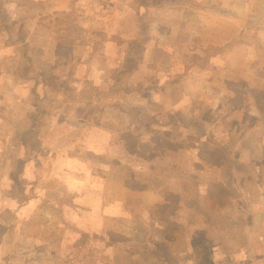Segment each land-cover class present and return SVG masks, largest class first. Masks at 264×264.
Wrapping results in <instances>:
<instances>
[{
  "label": "crops",
  "instance_id": "crops-1",
  "mask_svg": "<svg viewBox=\"0 0 264 264\" xmlns=\"http://www.w3.org/2000/svg\"><path fill=\"white\" fill-rule=\"evenodd\" d=\"M92 1L95 0H0V264H58V246L65 249L70 262L82 264L75 254L76 236L70 235L68 239L60 236V239L55 233L60 225L65 227L63 224L46 226L52 221L50 215L56 212L58 216H77V221L71 220L75 227L69 224L68 231L82 225L81 234L85 239L89 238L90 243L93 237L100 240L99 246L95 245L101 253L100 245L109 248L102 257L104 264L109 262L106 254L116 250L110 244L126 236V222L121 219L122 214H127L128 221L136 220L139 230L145 232L132 242L144 253L137 257L140 261L150 262L154 257L161 256L164 264H189L188 237H192L182 232V227L188 231L191 199H196L202 210L213 211L216 222L228 220L223 229L229 234L236 233L239 237L243 232L241 243L231 244L239 253L231 255L229 264H264V58H259L264 54V45L258 40L242 43L244 35L255 36V32L246 30L239 34L233 31L228 40L219 42L217 39L229 25L226 23H230L221 14L199 11L192 17L182 16L180 20L158 15L161 23H180L184 35L190 40L198 35L201 37L200 32L212 38L215 36L214 45L221 48H216V53H206L210 60L209 65L205 64L207 68L197 65L198 68L190 73L198 61L190 63L188 60L184 64L190 68L189 75L186 74L178 83L160 86L165 92L169 89L173 91L170 101L166 102L169 110L165 119L180 120L173 125L175 132H171L170 140L166 141L170 143L164 145L166 151L159 153L166 157L163 164L151 161L154 176L151 179L140 178L138 185L143 190L127 192L140 200L137 210L131 206L135 204L128 203L126 193L120 189L125 182L122 178L124 165L119 166L123 171L117 177L102 174L97 192L85 186V197L79 199L82 202L75 203L78 199L76 182L69 184L76 174L70 171L62 175L61 155L63 152H68V155L75 153L72 154L75 158L69 159L70 167L71 162L78 165L77 154L86 153L89 141L86 136L91 135V127L86 129L81 126L92 123L94 101L122 108L120 103L143 99L149 107L155 101L162 102L166 96L162 95L163 89L156 88L154 84L145 85L140 79L125 84L123 74L128 72L126 64L114 66V60L117 57L120 59L126 51L122 50L125 48V24L140 26L146 23L145 15L150 21L158 22L156 13L162 11H158L157 3L154 0L151 4L145 0H102L101 11L89 5ZM81 2L88 5L83 6ZM119 4H131L133 17L122 15L117 24L110 11L118 8ZM134 5L136 8L147 5L146 12L140 14ZM167 10L173 17L178 13L175 8ZM103 12L109 16L99 18L96 15ZM198 17L210 21L199 26L195 21ZM212 22L218 24L210 25ZM146 34L148 39L154 40L151 41L154 44L143 46L140 51L142 56L160 49V44L155 45L159 36L152 33L150 27ZM239 42L242 44L238 45ZM192 53L196 55L195 60L205 56L198 50ZM172 54L175 55L173 50ZM237 58L238 61L245 59L243 68L236 67L234 61ZM148 64L145 60L140 61L137 68L147 72L154 67ZM157 69L160 70L159 65ZM196 81L197 90L193 89ZM139 83H142L143 89L138 90ZM176 102L178 104L173 105ZM139 109L142 108L136 110L137 117L142 115ZM103 114L97 117L102 120ZM100 133L109 132L101 130ZM90 144L92 146V139ZM121 144L125 146L124 137ZM108 145L106 141L104 146ZM226 146L238 152L239 158L247 155L245 146H259L263 155L254 160L255 173L246 178L238 176L239 181L234 180L230 172L232 159L230 154L227 155ZM78 149L84 152L78 153ZM215 151L224 154L229 163L221 167H216V163L208 164L206 156ZM171 154L175 155L172 161L169 160ZM248 160L251 163L252 160ZM85 164L87 166L86 160ZM161 166L171 174L188 173V176L192 174L197 179L189 178L186 182L174 176L161 184L163 177L160 178L156 169ZM129 179L132 181L135 178ZM205 184L212 186L214 202L205 196L204 189L198 195L199 186ZM194 189L196 195L190 199L189 193ZM116 191L120 193L117 197L111 194ZM93 193L98 197L95 202L91 200ZM61 200L73 201L62 205ZM183 200V205L179 207L180 220L175 218L164 222L160 219L168 213L170 205ZM234 203L242 206L241 212L230 214L226 205ZM75 205L84 210H76ZM154 206H162L164 210L157 215L154 210V218L149 222L141 223L135 218L143 207ZM92 213L100 215L96 223L90 218ZM80 215H89L90 220L85 222ZM183 216L185 222L182 224ZM29 218L35 219L38 226L29 223ZM177 221L180 230L176 227L178 232L174 233L171 224ZM113 223L116 226L112 227ZM236 223L241 227L238 228ZM71 232L79 235L77 231ZM6 233L11 236L6 238ZM180 238L184 239V243ZM116 254L119 258L117 250ZM203 255H198L199 258L195 256V259L206 261ZM215 255L216 252L209 256L211 259L208 261H213L212 264L227 261L226 256ZM46 256L52 260H47ZM116 262L126 263V260L122 256Z\"/></svg>",
  "mask_w": 264,
  "mask_h": 264
},
{
  "label": "rangeland",
  "instance_id": "rangeland-1",
  "mask_svg": "<svg viewBox=\"0 0 264 264\" xmlns=\"http://www.w3.org/2000/svg\"><path fill=\"white\" fill-rule=\"evenodd\" d=\"M102 0H95L92 2H89L90 6L93 9H100L102 11V5L100 3ZM146 3L151 4V0H145ZM160 1V0H158ZM180 2V3H179ZM83 3V6H86L85 2ZM88 3V2H87ZM176 5H168L167 3L164 4H158L157 9L158 11H162L159 13H156L157 21L153 22L150 21V18L148 15H145V22L144 24H141L140 26L138 24H131L126 23V27L124 28V35H125V48L122 50H126L124 54L119 57H117L114 61V66L117 64L122 65L123 63L126 64V67L128 68V72H124L123 74V80L125 84H130L132 80L134 79H140L141 82H144L145 85H155L156 88H161L163 91L165 90L163 86L165 84H170L171 82L178 83L187 75H189L188 71H190V68L187 67L184 62H187L188 60L191 62H197V64L194 65V68H191L192 73L194 69L209 65L210 60L208 61L206 53H216L217 47L215 44V36L212 38L210 35H205L200 32L202 35L199 37H193L191 40L184 35V31H182V26L179 23L175 22H169L166 23L163 21L161 23L160 19H158V15L161 16H167L172 17L174 19L180 20L183 16L186 17H192L191 15H195L199 11H206L208 10L211 15L221 14L224 19L228 20L230 23H226L229 25H226L224 28V34L219 36L217 39L219 42L228 40L229 36L232 34L233 31H236L237 34L243 32V31H252L255 32V36L252 35H244L241 38L242 41H255L258 40L260 43L264 45V0H175V2H172ZM119 7L115 10L110 11V15L114 17L115 22H120L122 19V15H128L127 18H132L133 13L130 10L132 8V5H124L119 4ZM82 7H79V9ZM136 8V5H134V9ZM168 8H175L178 13H175V17L173 15H170L167 10ZM137 11L140 14H144L147 9V5L136 8ZM165 10V11H163ZM184 11V12H183ZM104 14H96L99 18L105 17L106 15L109 16L106 12H103ZM169 14V15H168ZM77 16V14H76ZM71 20V19H70ZM196 24L199 26L203 25V22L210 21V19L200 18L198 17L195 19ZM217 25V23L212 22L210 25ZM195 25V26H198ZM116 25H114L115 28ZM150 27V31L156 35H158V39H155L157 44H160V49H156L154 52L147 53V55L142 56V53H140L141 48L145 45H151V41L147 38L146 34L148 32V28ZM152 28V29H151ZM198 34V33H197ZM258 36V37H257ZM201 38V39H199ZM154 39V38H151ZM200 41H199V40ZM239 42L238 45H241L242 43ZM154 44V43H152ZM140 45V46H139ZM159 46V45H158ZM172 50L175 55L172 54ZM203 52L205 55L204 58L195 60V54L192 53L195 51ZM222 50V49H221ZM137 51L138 54H133L132 52ZM141 55H140V54ZM184 53V54H182ZM140 55V56H139ZM182 56L187 57V59H183ZM259 58H264V54L260 55ZM145 60V62H149L148 66H153L151 70H148L147 72L139 71L137 67L140 65V61L142 62ZM237 65V68H243V65L245 64V59L238 61V58L234 61ZM207 63V65H205ZM157 65L160 66V70L157 69ZM198 65V66H197ZM235 65V64H234ZM117 68V67H116ZM203 68V67H201ZM140 89H143L142 83H139ZM135 88V87H134ZM193 89L197 90L198 85L197 81L194 82ZM172 90H174L172 88ZM171 92L169 90L164 91L162 95L164 98H162V102H154L151 104V109L147 106V104L144 102L143 99H136L135 101L131 99L130 101H126V103H120V105H123L122 108H115V105L109 104L106 106V104L97 103L94 101V104H96L93 107L94 110V116L92 117L91 122L92 123H86V125L81 126L82 128L89 129L91 127V135H87V139L89 137L88 146L86 153L84 155L77 154V164H72L68 167L69 159H74V152L71 154L68 152H63L61 155V173L62 175H65L67 172L72 171L73 173L77 171L83 172L81 176H77L79 179H81L82 189L84 190V187L87 186L97 177L102 176V174L109 175L111 171L116 170L117 167L123 166L125 167L124 171L122 172V178H124V184L122 185V188H120L124 193H126V198L131 197L133 200H136L133 196L128 195L127 192L130 194L131 192H137L138 190H143L141 186L138 185V181L141 177L149 178L151 179L154 176L153 167L151 165V161L156 160L155 162L159 164H163L164 160L166 159L165 156L159 155L163 150L166 151V146H164L167 140H170L171 132H175V128L173 125H177L179 122V118L176 119V121H171L172 119H165L166 113L169 110L168 105L166 102L170 101L171 98ZM178 93V92H177ZM94 94V90L91 92V95ZM137 94V93H136ZM141 95L143 93H140ZM179 94V93H178ZM192 94V93H190ZM175 95V94H174ZM134 102H133V101ZM178 102L174 103L173 105H177ZM180 104V103H179ZM138 108L142 113L141 116L137 117L136 110ZM146 108V109H145ZM138 110V111H139ZM104 113V118L101 120L100 117H97L98 114ZM136 113V117H135ZM174 119V118H173ZM102 123V124H101ZM83 124V123H81ZM91 125V126H90ZM171 126H173V129H171ZM107 131L108 134L102 135L100 131ZM121 136V137H120ZM125 139V146L121 144V138ZM92 139V146L90 144V140ZM109 142L108 146H104L105 142ZM134 143V145H133ZM90 144V146H89ZM146 145V146H143ZM225 147V146H224ZM259 147V146H258ZM257 146H245V150H247V155L239 158L238 152H235L232 149H229L226 146L227 149V155H231L232 164L230 166V172L232 174V178L234 177V180L239 181L238 176L241 177H248L249 175H252L255 173L254 169V160L257 158H261L262 150L260 152V147ZM84 152V150H79L78 153ZM249 153V157H248ZM71 155V156H70ZM70 156V157H69ZM151 156V157H149ZM173 158H175V155L171 154L169 156V160L172 161ZM248 158H250L251 163H249ZM85 160L87 163V166L85 164ZM148 160V163H145ZM158 167V166H157ZM246 168L245 170L241 168ZM157 172L160 175V178L163 177L162 183H164L165 179H171L172 177L176 178H183L182 181H187V179L190 178V180H196L197 178L190 174L188 176L184 173H172L167 172L166 169L156 168ZM107 177V176H106ZM240 177V178H241ZM129 178H135L134 180L130 181ZM76 179V178H75ZM72 178L69 185L74 184L76 181ZM143 179V178H141ZM242 180V178H241ZM191 183V182H190ZM233 183V182H232ZM236 184V183H235ZM234 184V185H235ZM152 184H150V187ZM232 185V184H231ZM230 186V185H229ZM78 186L76 185V188ZM95 188V187H94ZM204 189V194L207 196V190L212 191V188L210 189L208 185H202L199 186V192L198 195L202 193ZM195 189L192 190L191 193H189L190 199L196 195ZM234 192V189H233ZM63 193V192H60ZM115 195V197L119 196L120 193L116 191L115 193H111ZM96 195L94 194V197ZM212 202L213 198L207 196ZM72 202V201H71ZM184 203L183 201H178L177 203H174L170 205L169 211L167 214L160 217V219L164 222H168L172 219L177 218L180 220L181 213L179 210V207H181ZM228 204V202H227ZM131 205V204H130ZM137 210V204L131 205ZM208 206H211V204H208ZM236 206H239V209H236ZM213 207V206H212ZM210 207V208H212ZM227 209L230 214L232 212H241L242 206L234 203L230 206H227ZM190 211H193L190 209ZM212 213L213 211H208ZM124 215V216H123ZM127 214H122L121 219H124V222H126L124 228V232L126 234V238H134L130 232L132 229V224L135 223L134 229L139 230L138 222H134L133 219L128 221V218L126 217ZM52 218V221L47 224L46 226H52L53 223L56 227H58V224H63L65 227L60 225V229L58 230L57 235L58 237L62 239H68V237L71 235L72 237H75L74 243L76 242V256L78 260L82 264H104L102 261V257L104 252L109 249L106 248V246L100 245L102 248H100L103 252L101 253L98 248H96V245L99 244V241L96 237H93L92 243H90L89 238H84L81 234L82 225L80 227H76V230L73 228L75 227L71 220L77 221V216H67L60 214L58 216V213L50 215ZM58 217V219H57ZM206 217L211 216H205L203 217H197L196 214H192L190 217V222L194 224L196 220L197 225L199 227H208L210 226L209 220ZM93 218V217H92ZM91 218V219H92ZM111 218V217H110ZM109 218V224L111 223V220ZM227 218V217H226ZM57 219V220H56ZM143 219V218H142ZM202 220V221H201ZM224 219H222L223 221ZM44 221V220H43ZM42 221V223H43ZM98 219L93 218V222L96 223ZM128 221V222H127ZM29 223H32L35 226L37 225V221L35 219H28ZM123 222V223H124ZM144 221H141V223ZM185 222V217L183 216V222ZM240 222V221H239ZM44 223H48V221H44ZM70 230L69 229V225ZM181 224V225H182ZM237 224V223H236ZM116 225L115 223L113 224ZM176 227H179L180 230V223L172 222L171 229L176 233ZM221 227V228H219ZM218 230L214 231L213 237L211 235L202 233V230H199L193 234L192 238L188 237L189 240V246H188V255L190 256V262L189 264H212L213 261H208V259H211L209 256H213V254L216 252V256H226L227 261L221 262V264H229V259L231 255H236L239 252L231 246V244L236 245L237 243H241L242 240V233L241 236H237L236 233L229 234L227 231L223 229V226H219ZM237 227L240 228V224H237ZM212 228V227H211ZM64 229L66 230L64 232ZM213 229V228H212ZM121 230H123L121 228ZM71 231H77L78 234H73ZM242 231V230H241ZM44 232H47L46 230ZM44 232H40L43 233ZM178 232V231H177ZM217 233V235H216ZM130 234V235H129ZM129 235V236H128ZM216 235V236H215ZM240 235V234H239ZM11 234L6 233V238H9ZM60 238V239H61ZM58 239V238H57ZM58 239V240H60ZM181 239V238H180ZM184 243V239H181ZM61 241V240H60ZM73 241V240H72ZM95 241V242H94ZM141 241H144V238H141ZM146 241V239H145ZM134 242V241H133ZM243 242V241H242ZM96 244V245H95ZM99 246V245H98ZM110 247L116 248L118 251L119 258H117L116 250L113 249L110 253L106 254L108 264H119L116 261L118 259H121L122 256L125 258L126 263H120V264H164L163 261H161V256L154 257L153 260L150 262H142L137 257L140 255H144L143 252L139 251L137 248L134 247V244L132 241H128L127 239H117L116 242H113V244H110ZM98 249V250H96ZM160 250V248H157ZM85 251V252H83ZM58 257L60 263L58 264H73L69 261V257L65 253V249H60V246H58ZM170 253V252H169ZM184 253V252H183ZM213 253V254H211ZM4 254V251H3ZM100 254V255H99ZM200 254H204L203 256H206V261L199 262L198 259H195V256H198ZM60 255V256H59ZM56 256V257H57ZM208 256V257H207ZM100 257L99 259H97ZM111 257V258H110ZM49 256H46L47 260L49 259ZM199 258V256H198ZM122 261V260H121ZM52 263V262H49ZM245 264V263H241Z\"/></svg>",
  "mask_w": 264,
  "mask_h": 264
},
{
  "label": "trees",
  "instance_id": "trees-1",
  "mask_svg": "<svg viewBox=\"0 0 264 264\" xmlns=\"http://www.w3.org/2000/svg\"><path fill=\"white\" fill-rule=\"evenodd\" d=\"M155 1V3H157V5L158 4H164V3H167L168 5H176V4H173L172 2H175V0H160V1H158V0H154ZM179 1H181V0H179ZM180 3V2H179ZM211 154H209L208 156H206V160L208 161V162H210V163H208V164H210V165H213V164H211V163H216V167H221V166H224V165H226V164H228L229 163V160H228V158H226L225 157V155L224 154H222V153H218L217 154V152L215 151V152H210ZM202 154V153H201ZM201 154H200V156H201ZM212 160H213V162H212ZM123 171V168L122 167H117L116 168V170H113V171H111L110 172V174L112 175V176H119V175H121V172ZM82 173L83 172H81V171H77V172H75L74 174H76L75 175V177H76V179H75V181H76V185L78 186L77 188H76V193H77V197H78V199L76 198L75 199V203H80V202H82V200H79L80 198H84L85 197V195H86V193H85V191L82 189V184H81V179H78L77 178V176H81L82 175ZM66 174H69V172H67ZM98 178H100V176L98 177ZM99 183H100V181H99V179H97V177H95V179H93V181L88 185V187H87V189H92L94 192H97L98 191V189H99ZM209 186V188L211 189L212 188V186L211 185H208ZM95 187V188H94ZM82 190V191H81ZM164 192V191H163ZM165 192H168V191H165ZM207 196H209V197H211L212 198V194H213V191H210V190H207ZM93 194H95L96 195V193H93ZM98 199V197H92V201L93 202H95L96 200ZM73 201V200H72ZM213 202H214V200H213ZM61 203H62V205L63 204H65V203H70L71 204V200H61ZM128 203L129 204H139V203H141L140 202V200H138V199H136V200H133L131 197H129L128 198ZM77 205H79V204H77ZM62 208V207H61ZM75 209L76 210H78V211H82V210H84L83 208H81V207H78V206H76L75 205ZM190 209H192L193 211H190V213H189V216H188V231H186L183 227H182V232H185V233H187L188 235H190L191 237H193V234L195 233V232H197V231H199V230H202V233H206V234H209V235H211V237H213V234H214V231H216V230H218V227L219 226H224L225 224H227L228 223V220H223L221 223L218 221V222H216L215 220H214V216H215V213H210V212H208V210H202V208L198 205V202H197V200L196 199H191L190 200V202H189V210ZM154 210H156L157 212H156V215L158 214V213H160V212H163V210H164V207H162L161 206V208L160 207H158V206H154V207H143L141 210H140V213H138L136 216H135V218L136 219H138V220H140V221H144V223H147V222H149L151 219H153L154 217H153V214H154ZM192 214H196L197 215V217H198V219H199V217L201 216V217H205V216H211V217H206L208 220H209V224H210V226H208V227H199L198 225H197V221L198 220H196L195 222H194V224H192L191 222H190V217L192 216ZM91 215V217L90 218H95V216H96V219H99L100 218V215L99 214H97V213H92V214H90ZM80 219H82L83 221H85V222H87V221H89L90 220V218H89V215H87L86 217H82L81 215H80ZM223 216H221V218H222ZM143 218V219H142ZM205 219V218H204ZM134 222L136 221V220H133ZM202 221V220H201ZM114 224V223H113ZM111 225L112 227L114 226V225ZM116 224V223H115ZM116 226V225H115ZM134 226H135V223L134 224H132V229H131V232H130V234L134 237V238H126L127 236H124V238L123 239H127L129 242L130 241H134L138 236H141V234H144L145 232H144V230H135L134 229ZM213 229H212V228ZM129 234V235H130ZM195 234H198V233H195ZM128 235V236H129Z\"/></svg>",
  "mask_w": 264,
  "mask_h": 264
}]
</instances>
